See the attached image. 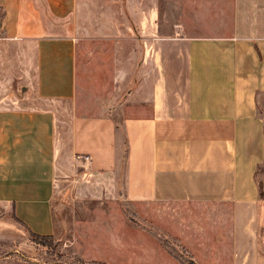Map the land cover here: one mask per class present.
Instances as JSON below:
<instances>
[{
  "label": "crops",
  "instance_id": "crops-1",
  "mask_svg": "<svg viewBox=\"0 0 264 264\" xmlns=\"http://www.w3.org/2000/svg\"><path fill=\"white\" fill-rule=\"evenodd\" d=\"M176 1L170 33L159 9L138 12L148 54L128 103L139 115L69 106L65 159L57 105L77 98L79 0H0V205L40 236L57 234L54 198L75 176L123 203L208 205L229 264H264V0Z\"/></svg>",
  "mask_w": 264,
  "mask_h": 264
},
{
  "label": "rangeland",
  "instance_id": "rangeland-1",
  "mask_svg": "<svg viewBox=\"0 0 264 264\" xmlns=\"http://www.w3.org/2000/svg\"><path fill=\"white\" fill-rule=\"evenodd\" d=\"M141 6L159 9L162 33H170L183 10L176 0H79L77 98L73 105H57L65 159L70 107L79 116L113 115L117 120L141 111L128 103L148 54L146 45L138 44ZM14 86L13 100L19 104L25 84ZM31 96V104L46 106ZM75 177V187L65 185L54 198L55 250L34 243L11 210L0 205V264H229V243L217 242L219 227L208 221L214 207L123 203L90 189L87 194ZM228 223H222L221 232L228 233Z\"/></svg>",
  "mask_w": 264,
  "mask_h": 264
},
{
  "label": "trees",
  "instance_id": "trees-1",
  "mask_svg": "<svg viewBox=\"0 0 264 264\" xmlns=\"http://www.w3.org/2000/svg\"><path fill=\"white\" fill-rule=\"evenodd\" d=\"M264 175V166L263 167H259L257 170V182H258V186H259V192H260V197L261 199L264 198V185H263V180L260 178V176ZM30 238L32 241H34V243H38L40 245H43L45 247L48 248V250H55L56 247V243L54 242V237L53 236H40V235H36L33 233H30Z\"/></svg>",
  "mask_w": 264,
  "mask_h": 264
}]
</instances>
